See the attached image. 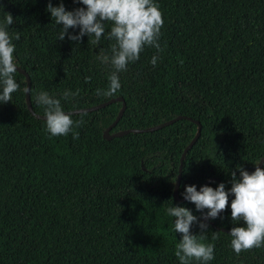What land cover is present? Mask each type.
I'll use <instances>...</instances> for the list:
<instances>
[{
    "label": "trees",
    "instance_id": "obj_1",
    "mask_svg": "<svg viewBox=\"0 0 264 264\" xmlns=\"http://www.w3.org/2000/svg\"><path fill=\"white\" fill-rule=\"evenodd\" d=\"M154 2L164 20L161 59L153 67L156 49L145 47L118 74L119 91L98 96L112 71L97 59L110 55L109 24L99 45L87 36L60 41L62 26L46 11L49 0H0L14 19L10 35L20 32L14 57L29 76L33 111L25 103V76L17 70L20 89L0 104V264H179L174 249L180 234L166 209L184 206L202 218L194 204L172 195L180 153L196 130L193 120L200 129L182 158L179 197L185 185L197 188L210 176L227 191L230 173L237 166L250 173L264 154V0ZM51 3L68 11L82 7L73 0ZM66 89L80 90L75 99L61 101L66 114L120 96L125 105L109 132L181 117L104 138L102 130L121 106L115 100L85 110L86 123L74 129L78 139L71 133L49 138L43 118L34 115L44 108L33 95L46 91L59 98ZM204 222V242L215 246L209 264H264V247L237 255L229 247L230 231L216 227L244 226L233 224L230 207ZM191 232L201 233L198 224Z\"/></svg>",
    "mask_w": 264,
    "mask_h": 264
},
{
    "label": "clouds",
    "instance_id": "obj_2",
    "mask_svg": "<svg viewBox=\"0 0 264 264\" xmlns=\"http://www.w3.org/2000/svg\"><path fill=\"white\" fill-rule=\"evenodd\" d=\"M73 3L82 7L68 11L63 3L53 7L49 0L46 11L56 25L62 26L57 40L63 41L67 36L69 40L79 42L87 36L92 38V44L99 45L105 35V24L110 25L107 39L114 41L110 55L102 52L97 59L102 64L109 65L112 71L108 76L107 90L96 89V95H115L121 87L118 74L126 71L129 63L138 61L145 47L156 49L157 55H153L149 63L153 67L157 65L161 59L158 54L163 51L159 40L164 20L159 5L154 0H73ZM13 23L11 13L4 12L3 5H0V104L9 103L12 94L20 89L15 79L17 63L13 43V39H20V32L10 35L9 26ZM77 28L79 31L75 35L69 32V29ZM85 79L87 82L91 77ZM24 92L32 94L30 88H25ZM79 94V89L75 92L66 89L59 98L50 96L46 91L33 95L35 104L44 108V131L49 138L71 133L73 139H78L79 133L74 129L86 123L87 112L77 109L66 114L61 101L73 100ZM74 115L78 119L74 120ZM230 175L231 188L227 191L223 183L215 188L201 186L199 190L196 185H185L181 195L185 201L194 204L196 211L203 214L201 219L198 220L192 210L184 206L171 205L166 209L167 215L174 218L173 231L180 234L174 249L179 264H209L214 259V244L204 242L203 233L207 230L204 221L216 219L228 207L233 224H244L230 229L231 250L239 255L243 251L264 247V166L259 161L251 173L237 166ZM230 195L233 198L229 205ZM193 224H198L201 230L199 235L191 232ZM216 238L214 233L213 240Z\"/></svg>",
    "mask_w": 264,
    "mask_h": 264
},
{
    "label": "water",
    "instance_id": "obj_3",
    "mask_svg": "<svg viewBox=\"0 0 264 264\" xmlns=\"http://www.w3.org/2000/svg\"><path fill=\"white\" fill-rule=\"evenodd\" d=\"M17 70L21 73L24 74L25 76V88H28L29 86V76L28 74L20 67L17 66ZM25 93V92H24ZM115 100H120L121 101V106L115 116V118L112 120L111 123H109L103 130H102V136L104 138H110L111 136H118V135H121L123 133H126V132H129V131H132V132H139V131H148V130H153V129H156V128H159L161 127L162 125H165V124H168L172 121H174L175 119L177 118H180L181 116H175L173 118H170L168 120H165L163 122H160V123H157L155 125H150V126H146V127H143V128H125V129H120V130H116V131H113V132H109V129L115 124V122L117 121V119L120 117L122 111H123V108H124V101L122 100V98L120 96H115V97H111L101 103H98V104H95V105H92V106H89V107H84V108H79V109H83V110H92V109H96L98 107H101L105 104H108L110 102H113ZM25 103H26V106L28 108V110L33 113L32 109H31V105H30V100H29V95L27 93H25ZM77 109H74L70 112H74L76 111ZM34 115L36 117H40V118H43V115L41 114H35ZM195 123H196V130H195V133L194 135L191 137V139L187 142V144L183 147L181 153H180V156H179V164H178V170H177V174H176V178H175V181H174V184H173V187H172V195L178 199V200H183V197L182 196H178L177 194V188H178V184H179V179H180V169H181V163H182V158L184 156V153L185 151L192 145V143L194 142V140L196 139L198 133H199V129H200V124L198 122V120H193ZM264 159V154L257 160L256 164L261 161H263ZM255 164V165H256ZM254 171V167L253 169L251 170V172ZM250 172V173H251ZM216 180L217 182V185L220 184V181L217 177L215 176H210L209 178H206L198 187H197V190H199V188L201 186H204L206 183H208L210 180ZM203 216V214H202ZM217 228L221 229V230H224V231H230V229H227V228H224V227H218L216 226Z\"/></svg>",
    "mask_w": 264,
    "mask_h": 264
}]
</instances>
